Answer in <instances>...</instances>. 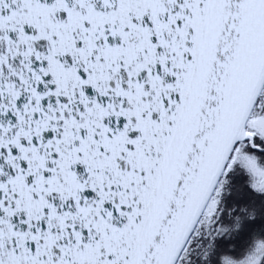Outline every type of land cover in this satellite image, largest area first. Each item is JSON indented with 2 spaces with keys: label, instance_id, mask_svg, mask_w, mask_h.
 <instances>
[{
  "label": "snow or ice",
  "instance_id": "snow-or-ice-1",
  "mask_svg": "<svg viewBox=\"0 0 264 264\" xmlns=\"http://www.w3.org/2000/svg\"><path fill=\"white\" fill-rule=\"evenodd\" d=\"M0 264H264V0H0Z\"/></svg>",
  "mask_w": 264,
  "mask_h": 264
}]
</instances>
